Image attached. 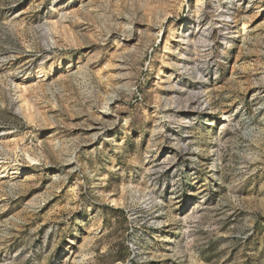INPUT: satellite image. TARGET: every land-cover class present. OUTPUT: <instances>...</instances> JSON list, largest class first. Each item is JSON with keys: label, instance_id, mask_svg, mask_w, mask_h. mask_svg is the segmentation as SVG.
Segmentation results:
<instances>
[{"label": "rangeland", "instance_id": "obj_1", "mask_svg": "<svg viewBox=\"0 0 264 264\" xmlns=\"http://www.w3.org/2000/svg\"><path fill=\"white\" fill-rule=\"evenodd\" d=\"M1 173L0 264H264V0H0Z\"/></svg>", "mask_w": 264, "mask_h": 264}, {"label": "bare ground", "instance_id": "obj_2", "mask_svg": "<svg viewBox=\"0 0 264 264\" xmlns=\"http://www.w3.org/2000/svg\"><path fill=\"white\" fill-rule=\"evenodd\" d=\"M64 58V57H63ZM65 58H67V57H65ZM69 164H72V162H71V160L69 159V160H66V163H65V165H69ZM15 171V170H14ZM20 170L18 169V168H16V173H18ZM6 175H4V173H1L0 174V178H2V177H5Z\"/></svg>", "mask_w": 264, "mask_h": 264}]
</instances>
